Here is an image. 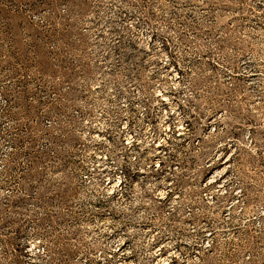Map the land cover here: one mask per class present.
I'll return each mask as SVG.
<instances>
[{
	"label": "rangeland",
	"instance_id": "obj_1",
	"mask_svg": "<svg viewBox=\"0 0 264 264\" xmlns=\"http://www.w3.org/2000/svg\"><path fill=\"white\" fill-rule=\"evenodd\" d=\"M0 264H264V0H0Z\"/></svg>",
	"mask_w": 264,
	"mask_h": 264
}]
</instances>
